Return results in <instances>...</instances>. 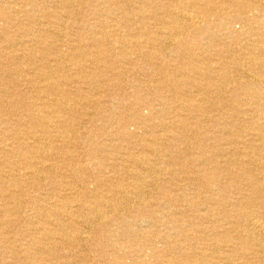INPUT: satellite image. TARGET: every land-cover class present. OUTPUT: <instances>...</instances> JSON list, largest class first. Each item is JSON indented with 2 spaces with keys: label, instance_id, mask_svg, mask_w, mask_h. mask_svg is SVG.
I'll use <instances>...</instances> for the list:
<instances>
[{
  "label": "rangeland",
  "instance_id": "obj_1",
  "mask_svg": "<svg viewBox=\"0 0 264 264\" xmlns=\"http://www.w3.org/2000/svg\"><path fill=\"white\" fill-rule=\"evenodd\" d=\"M156 1L155 5L159 6L147 11L149 23H145L147 28L142 30L151 38L154 37L152 32H156L158 27L162 28L159 23L168 17L167 11L163 10L166 1ZM53 2L54 0H0V264H68L67 261L70 264H192L201 261L200 250L205 248L210 254L213 242L210 225L197 219V208L205 210L206 206H187L183 195L192 201L202 200L198 198L206 196L203 195L206 193L194 188L188 189L192 185L189 178L196 179L197 171L206 167L196 165L193 153L204 138L203 132L213 135L217 130L207 121H193L191 118L194 116L185 113L184 117H190L188 123L193 124L192 129L175 133L180 139L168 148L162 147V136L171 134L159 126L156 110L159 111L162 104L176 106L178 103H168L167 99L171 98L168 89L160 90L166 99L157 97L155 87H162L163 80L168 83L172 74L162 67L166 61L158 50L152 49L157 54L158 60L155 63L160 67L157 73L153 70V64L150 65L142 58L141 52L151 49L145 43L147 38L141 33L139 19L126 23L122 14L112 13L113 7H110L108 0L103 3L94 2L97 9H104L103 17L85 13L86 4L84 6L78 1H75L77 3L74 10ZM136 6L138 7V3L133 5ZM46 10H50V13ZM155 16L159 21L155 20ZM233 28L239 31L241 24L233 23ZM112 31L117 33L112 36ZM102 32H108L109 35L103 42V47L95 42ZM218 34L224 37L222 33ZM135 40L140 41L138 47L133 46ZM6 56L11 57L10 63L6 62ZM172 58L173 53L170 52L167 62L171 60L173 66L177 65V62L172 63ZM43 73H47L49 78L60 85L56 92L40 91L47 84L43 83ZM63 87L70 93L67 95L79 102L80 106L75 113L76 119L68 120L65 139H51L52 156L47 157L35 152L36 144L32 133H38L40 129L30 128L29 123L35 122L32 117H39L37 113L45 115L43 111L55 109L57 99L70 102L61 93ZM116 94L125 98L120 104L114 99ZM226 95L224 102H230V94ZM192 97L203 103H215L195 90L192 91ZM86 101L89 104L83 106L82 103L85 104ZM112 113L119 115L118 119H112ZM205 115L213 117L217 115V111L206 110ZM194 123L198 124L197 128ZM70 128L80 129L83 135L71 136ZM213 144L212 141L211 146L217 145ZM146 145L160 148L164 155L162 161L166 164L156 175L148 173V170L146 172V168H149L147 165H137L135 168L142 174L145 184L147 196L143 203L146 204L141 203L142 207L139 208L131 205L132 203L125 205V196L135 197L137 190L131 186L134 179L123 170L124 167L133 166L132 163L126 162L124 166L122 162L132 154L140 159L148 157V162L153 163L154 157L150 155V149ZM211 151L213 153L215 150L212 148ZM22 157L32 161L34 167L41 157L47 164L53 165L54 170L51 174H44L46 178L41 183L34 181L26 175L34 169H24L26 166L21 162ZM114 166L116 172L113 170ZM182 168H185L184 173L179 176L174 174L175 170ZM188 173L192 176L186 177ZM120 197L125 200L122 201ZM134 197L130 198L138 203ZM108 199L112 200L119 216L106 214L103 204ZM173 199L175 203L169 204ZM176 202L180 208L173 205ZM87 207H91L88 210L95 208V211L106 214L99 221L101 223L94 218L95 211H88ZM178 210L183 211V214L179 215ZM43 212L49 217L41 215ZM52 218L63 221V236L57 231L51 234L53 229L48 220ZM69 220H73L74 226L68 223ZM82 220L89 221V225L91 223V227L88 226L90 230L85 229ZM81 230L86 232L84 236H88L87 242L75 239ZM218 244L220 247L225 245L223 242ZM47 247L53 248L50 252L44 251ZM249 258L243 259L241 253H238L234 256L233 264H242Z\"/></svg>",
  "mask_w": 264,
  "mask_h": 264
},
{
  "label": "bare ground",
  "instance_id": "obj_2",
  "mask_svg": "<svg viewBox=\"0 0 264 264\" xmlns=\"http://www.w3.org/2000/svg\"><path fill=\"white\" fill-rule=\"evenodd\" d=\"M75 1L83 3L84 6L86 4L84 8L85 13L94 15L98 14L100 17L105 15L103 13L104 9H97V7L94 6V2L102 1L103 3V1L107 0H54L53 3L55 4V2H57L64 8L74 10L75 4L77 3ZM108 1L111 3L110 7H113L112 13L114 15L120 13V16L122 14L123 21L126 23H129L131 20H136V18L139 19L141 24V33L146 36L147 40L145 43L149 46L148 48L151 49V51L149 50L148 52H141L142 58L150 65L153 64V70L158 72L160 67H158L155 63V61L158 60L157 54L152 52V49L158 50V52L162 54L163 60L166 61V63L164 61L165 65L162 67L164 69L167 68V70H169L172 74L168 83L166 80H163L161 83L162 87H155L158 92V98L164 97V95L160 93V90L168 89V93L171 95V98L167 99L168 103H178L176 106L162 104L160 105L161 108L159 111L156 110L155 114L159 121V126L163 128L165 132L171 134V136H162V147L165 146L168 148V146L173 145L174 141L180 139L179 136L175 135V133L192 129L191 125L193 124L188 123V121H190L189 115L194 116V118H191L193 121H207L211 127L217 130L216 134L219 135L216 136L215 133L210 135L207 131L203 132L204 138L201 142H199V144H197V147L194 148L193 161L199 167H206H202L197 171L196 174H198L199 177L191 172L197 177L196 179L189 178V181H192H190L192 185L187 187L188 189L194 188L196 191L206 193L203 194L206 196H200L198 198L202 200L192 201L188 198V196L183 195L184 202H186L185 204H187V206H206L205 210H201L200 207L197 208V219L206 221L210 225L209 230L212 233L211 239L213 240L212 248L210 249L211 253L209 254L208 250L205 248L202 249V251L200 250L199 254L201 255V261L198 260L192 264H233L234 256L238 253H241L243 259L250 257L242 264H264V0H165L166 4L163 3L165 4V6L163 5V10L167 11L168 17L166 20L163 19V21L159 23L162 25V28L158 27L156 32H152L154 34L153 38H151L148 34H145L143 31L147 28L145 23H149V19H147L148 17L146 15L147 11L149 9H154L155 7L158 8L159 6L155 5L157 2L156 0ZM137 3L138 7H133V5ZM46 12L50 13V10H46ZM71 14L73 13L71 12ZM155 20L159 21L157 16H155ZM233 23L241 24V30L238 31L234 29ZM111 33L112 36H114L117 32L112 31ZM218 33H222L224 37H221ZM143 35H140V37ZM108 36V32H102L99 37L100 39L98 38L95 40L96 44L103 47V42ZM139 44L140 41L135 40L133 46L138 47ZM249 48L252 49L249 50ZM167 52L169 54L170 52L173 53L172 63L177 62V65H174L175 67L170 63L171 60L167 62L166 58L169 55ZM6 62H11L10 56H6ZM83 68L86 69V67ZM42 80L43 83H47L44 88H41L40 91L42 93H46L48 91L56 92L60 87L59 84H56V82L49 78L47 73H43ZM24 82L25 81H23V83ZM2 83L3 82H1V84ZM62 90L61 93L67 96L69 98L67 100L71 103L64 102V99H57V103L55 102V109L48 108L43 111L46 116L37 113L39 117L34 115L32 119H35V122L32 121L33 123H29L31 126L30 128L35 130L37 128L40 129L38 133L36 131L32 133V139L36 144V148L34 149L35 152L47 155V157L52 156L50 155L52 150L51 139L56 138L60 140L63 137L65 139V136L68 133L66 130L68 120L76 119L77 116L75 113L77 112V107L80 106L79 102H76L69 97L70 95H67L70 93L66 92L64 87ZM194 90L200 95H206L209 97L208 100L212 99L211 101L215 103L209 104L207 101L206 103H203L201 100L199 101L193 99L192 91ZM227 93L231 96L230 102H224V95ZM123 98L124 96L121 94H116L114 96V99H117L119 104L125 99ZM164 99H166V97H164ZM167 100L164 101L167 103ZM88 104V101H86L85 104L82 103L83 106ZM99 105L100 104H96V106ZM206 110H209L210 112L217 111V115H214L213 117L209 115L207 116L205 115ZM185 113L189 115L184 117L183 114ZM95 115L98 114L96 113ZM110 116L112 119H118L119 117V115H115L113 113ZM62 118H64L65 121ZM194 125L195 128H197L198 124L194 123ZM70 133L73 137L83 135L80 129L75 130L70 128ZM16 140L19 142L18 139H15V141ZM212 141L214 144L217 143V145L215 146L213 144L214 146H211ZM147 146L148 145H146V147ZM212 148L215 150L213 153L211 151ZM148 149H150V155L154 157L153 163L152 161L148 162V157L146 159H140L132 154L129 155L127 160L124 158L125 162H122L124 166L126 162L132 163L133 165L130 167H124L123 170L125 169L124 171L129 173V175H131L130 177L134 179L131 186L137 190V192L135 197L134 195L130 197H134L138 202L136 203L133 201V198H130L129 195L128 197L125 196L126 200L123 197H120L122 201L123 199L125 200L123 201L125 202V205L132 203L131 205H136L138 208L142 207L141 203H143V199L147 196L144 191L145 184L141 176L142 174L140 175L135 167L139 164L145 166L147 165L149 168H146V172L148 170V173L156 175L161 172L160 168L166 164V162L163 163L162 161V157L164 155L162 154L160 148L149 147ZM22 150H20V152H23ZM24 151H26V149ZM21 155H23V153H21ZM181 157L182 156H180V158ZM39 158L38 165L35 167L32 161L29 162L24 157L21 158V162L25 163L24 165L26 167L24 169H34L32 173L26 174L27 177L29 176L34 181L41 183L43 179L46 178L44 174H51L54 170V166L47 164V162L42 160L41 157ZM130 168L132 170H130ZM184 169L185 168H182V170L179 171L175 170L174 174L179 176L180 173H184ZM113 170L115 171V166L113 167ZM77 171L80 174L82 173L80 170ZM189 173L186 177H189V175L192 176ZM23 177L26 176H22V178ZM150 181L152 180L150 179ZM120 193H122V191H120ZM131 193H133V191H131ZM161 195L163 196V193ZM170 201L171 202L169 204L175 203L174 199ZM102 203L103 202H101V204ZM177 204L179 203L176 202V204L173 205L178 206ZM103 205L106 207V214H110L113 217L119 216L116 214L118 210L114 205H112V200L108 199V201L104 202ZM90 208L87 207L86 209L88 210ZM92 211L94 212L95 208ZM119 211H122V209H119ZM178 211L179 215L183 214V211ZM56 212L58 213V210H56ZM95 212L94 218H96V221L98 222L102 221L106 216V214H102V211L101 213L98 212V210ZM81 213L83 215V212ZM41 215H45V218L49 217L44 212L41 213ZM74 215L76 216V214ZM169 217L170 216L168 215V218ZM85 220H82L85 225V229L90 230L91 223L89 225V221ZM170 220L171 219L169 218L168 221ZM72 221L73 220H69L68 223H72L71 225H73ZM48 224L51 225L53 229L51 234L54 233V231L61 233L62 236L65 234V230H62L64 223L61 219H49ZM88 226L90 227L88 228ZM39 231L42 232V230ZM84 234H86V232L84 233L81 230L78 237L75 239L80 242H87L88 236L86 237ZM219 242H223L225 245L220 247L221 245L218 244ZM52 248H44V251L50 252V249L52 250ZM26 252L30 253L29 251ZM208 258H210V260ZM117 261L118 260H116V262ZM67 263L70 264L68 261Z\"/></svg>",
  "mask_w": 264,
  "mask_h": 264
}]
</instances>
